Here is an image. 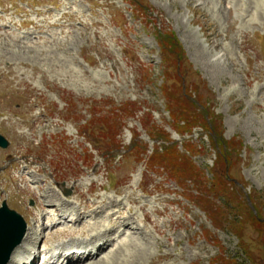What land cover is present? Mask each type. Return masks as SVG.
Returning <instances> with one entry per match:
<instances>
[{
  "label": "rangeland",
  "instance_id": "374dc122",
  "mask_svg": "<svg viewBox=\"0 0 264 264\" xmlns=\"http://www.w3.org/2000/svg\"><path fill=\"white\" fill-rule=\"evenodd\" d=\"M175 86L238 141L225 194L207 130L178 134L155 110ZM0 134V206L30 227L48 199L98 228L127 219V243L92 264H264V0H0ZM69 219L73 237L36 249L87 237Z\"/></svg>",
  "mask_w": 264,
  "mask_h": 264
},
{
  "label": "bare ground",
  "instance_id": "6f19581e",
  "mask_svg": "<svg viewBox=\"0 0 264 264\" xmlns=\"http://www.w3.org/2000/svg\"><path fill=\"white\" fill-rule=\"evenodd\" d=\"M32 183H39V180L32 182ZM39 190H43L42 183L39 186ZM45 192V191H44ZM42 195V194H41ZM47 195V194H46ZM44 197V195L40 196L39 198ZM46 196L44 197V199ZM47 198H49V195H47ZM52 202L48 199L45 204L41 202L40 212H38L34 219H38L37 223L34 222L33 226H28L27 234L24 238L23 243L14 251L12 255V259L10 264H36V261L38 259L39 253H43L44 261L42 264H92L95 261H98V263L104 261L107 259L106 257L112 252L109 249L117 242L118 247L121 245H124L127 243V241L124 239L123 236L127 229L125 222H127V219L125 218L113 225V227L105 228L103 225L102 227L98 228V225H102L103 221H92L91 223L85 222L90 215L85 212H79V208L76 207V205L72 202H67V200H64L62 205L54 204L53 211L50 209L52 207L49 203ZM85 213V215H84ZM73 217L71 220L69 217ZM51 218V219H49ZM48 220L49 223L46 224L45 220ZM69 219V224L71 225H78L81 226L80 234L82 236H86V239L78 240L80 242L78 247L76 249L82 250L87 249L90 246H93L94 251H89L86 255V258H83L80 260V256L77 258L78 262L75 263V258L77 257L75 254L79 252H75L71 255H65L64 253H59L57 255H54V253H50L49 248L44 250L43 252H33L32 249H30V246H34L41 238H46L53 240L56 238V236L65 233L67 230L70 232V237H73L75 235V232L73 229L69 230L70 225L67 224V220ZM94 220V219H93ZM112 224V220H111ZM66 226L62 229V231H52L49 233H45V231L49 228L54 229L57 226ZM68 225V226H67ZM83 227L85 228L86 232H83ZM59 230V229H57ZM126 234V233H125ZM120 235V236H119ZM110 236L118 237V241L116 238H112ZM69 237V238H70ZM53 238V239H52ZM123 240V241H122ZM69 241V240H68ZM87 241V242H85ZM47 243V242H46ZM89 243V244H88ZM87 244V245H86ZM91 244V245H90ZM86 245V246H85ZM112 249V250H113ZM49 250V251H48ZM56 250V249H55ZM86 252L82 255H85ZM86 261L82 263V261Z\"/></svg>",
  "mask_w": 264,
  "mask_h": 264
},
{
  "label": "trees",
  "instance_id": "16d2710c",
  "mask_svg": "<svg viewBox=\"0 0 264 264\" xmlns=\"http://www.w3.org/2000/svg\"><path fill=\"white\" fill-rule=\"evenodd\" d=\"M165 35L169 40H173L171 41L172 44L170 45V54L173 56H176L175 58L176 64L179 62V65H182L181 60L183 58L184 53H183L181 46L176 41L175 35L173 33H167ZM164 54L166 55V48L164 49ZM170 65H171L170 67L173 66L172 63H170ZM173 67L179 71L181 70V68L176 67V65H174ZM176 80L181 82L182 79L180 77H177ZM175 89L176 87L175 88L173 87L172 92L168 91L167 96H168V102L170 104V108L173 112V117L177 119L178 122H182V121L185 122V126L178 128V131L186 132V131L191 130V127L198 126V125L203 126L204 129L207 130V132L209 133L210 139H211L212 146L219 151L218 159L215 163L216 171L214 170L216 177L214 179L215 181H212V185L213 187L218 186V189L215 192L216 194H222V193L225 194L224 192H225L226 184L224 183V181L218 180V177H222L223 179L227 180L226 179L227 171L229 173V169L232 166V163H230V157L232 153L238 152V149H239L238 148L239 146L237 145L238 141L234 138L232 141L227 142V141H224L223 139L216 137L215 131H213L212 129V126L215 124L211 120H213L214 118H218V116H216L213 112L209 114V111H208L210 110L209 108L203 113L198 112L195 106V103L192 102L189 97H187V99L184 100V98H186L185 97L186 95H183L179 89L178 90L177 89L175 90ZM179 98H183L184 102L178 100ZM207 102L209 103V101ZM204 107L207 109L205 105ZM130 110H131V107L129 110H127V112H129ZM191 147L193 146H190V148ZM193 151H195V147H193ZM234 151H237V152H234ZM180 157L186 158V156L184 155L183 156L178 155V157H176V160L179 161ZM228 184L231 185L230 183ZM222 198L225 199V195Z\"/></svg>",
  "mask_w": 264,
  "mask_h": 264
},
{
  "label": "water",
  "instance_id": "95a60500",
  "mask_svg": "<svg viewBox=\"0 0 264 264\" xmlns=\"http://www.w3.org/2000/svg\"><path fill=\"white\" fill-rule=\"evenodd\" d=\"M9 142L0 135V147L8 148ZM26 233L23 218L8 208L6 202L0 209V264H7L14 249L19 246Z\"/></svg>",
  "mask_w": 264,
  "mask_h": 264
}]
</instances>
